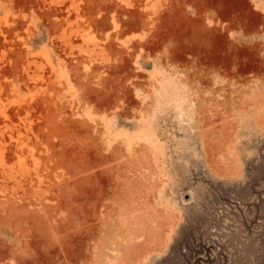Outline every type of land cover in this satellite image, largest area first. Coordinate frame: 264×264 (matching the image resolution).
Wrapping results in <instances>:
<instances>
[{"label":"rangeland","instance_id":"1","mask_svg":"<svg viewBox=\"0 0 264 264\" xmlns=\"http://www.w3.org/2000/svg\"><path fill=\"white\" fill-rule=\"evenodd\" d=\"M0 264H264V0H0Z\"/></svg>","mask_w":264,"mask_h":264},{"label":"bare ground","instance_id":"2","mask_svg":"<svg viewBox=\"0 0 264 264\" xmlns=\"http://www.w3.org/2000/svg\"><path fill=\"white\" fill-rule=\"evenodd\" d=\"M232 2H233V1H232ZM234 2H235V1H234ZM235 3H236V2H235ZM231 4H232V3H231ZM231 11H232V10H231ZM123 206H124V205H123ZM125 208H126V207H125ZM127 209H128V208H127ZM121 211H122V210H121ZM122 213H123V211H122ZM134 213H135V212H134ZM120 214H121V213H120ZM120 214H119V215H120ZM126 214H127V213H126ZM121 215H122V214H121ZM124 215H125V214H124ZM136 215H137V214H136ZM125 216H126V215H125ZM129 216H132V215H129ZM126 217H127V216H126ZM136 217H137V216H136ZM137 218H138V217H137ZM124 219H125V217H124ZM125 220H126V219H125ZM134 220H135V219H134ZM138 220H140V219H138ZM138 220H137V221H138ZM137 221H136V222H137ZM133 222H134V221H133ZM136 222H135V223H136ZM132 225H133V224H132ZM136 225H137V224H136ZM130 226H131V225H130ZM139 226H141V224H140ZM140 228H141V227H140ZM123 229H124V228H123ZM125 229H126V228H125ZM137 229H138V228H137ZM130 230H131V229H130ZM124 233H125V232H124ZM111 248H112V247H111ZM111 248H110V249H111ZM112 249H113V248H112ZM106 254H107V253H106ZM107 255H108V254H107ZM110 255H111V254H110Z\"/></svg>","mask_w":264,"mask_h":264}]
</instances>
